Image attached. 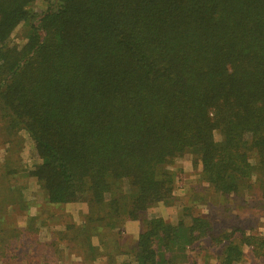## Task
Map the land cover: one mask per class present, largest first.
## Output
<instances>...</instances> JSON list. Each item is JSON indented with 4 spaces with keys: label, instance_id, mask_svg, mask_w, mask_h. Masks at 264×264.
I'll list each match as a JSON object with an SVG mask.
<instances>
[{
    "label": "trees",
    "instance_id": "1",
    "mask_svg": "<svg viewBox=\"0 0 264 264\" xmlns=\"http://www.w3.org/2000/svg\"><path fill=\"white\" fill-rule=\"evenodd\" d=\"M0 124L7 150L31 140L24 172L51 204L136 219L170 197L185 154L214 192L252 181L264 198V0H0ZM211 231L148 218L134 260L176 264L236 234L264 264V235Z\"/></svg>",
    "mask_w": 264,
    "mask_h": 264
},
{
    "label": "rangeland",
    "instance_id": "2",
    "mask_svg": "<svg viewBox=\"0 0 264 264\" xmlns=\"http://www.w3.org/2000/svg\"><path fill=\"white\" fill-rule=\"evenodd\" d=\"M4 138L0 124V174L6 154L17 158L12 165L17 173L6 179L0 176V264H137L138 235L152 217L173 225L191 216L206 217L219 239L234 229L264 235V198L253 182L241 192L218 194L201 179L189 154L168 166L177 176L170 197L131 219L125 214L111 216L104 208L91 209L84 202L48 203L40 185L24 172L39 161L31 140L22 132L17 147L11 144L7 150ZM235 235L220 243L203 238L184 251L187 260L177 257L176 264H260Z\"/></svg>",
    "mask_w": 264,
    "mask_h": 264
}]
</instances>
